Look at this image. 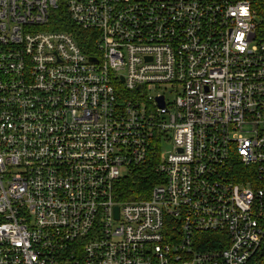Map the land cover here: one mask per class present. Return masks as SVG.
Instances as JSON below:
<instances>
[{
    "label": "built area",
    "instance_id": "1",
    "mask_svg": "<svg viewBox=\"0 0 264 264\" xmlns=\"http://www.w3.org/2000/svg\"><path fill=\"white\" fill-rule=\"evenodd\" d=\"M0 264H264V0H0Z\"/></svg>",
    "mask_w": 264,
    "mask_h": 264
},
{
    "label": "trees",
    "instance_id": "2",
    "mask_svg": "<svg viewBox=\"0 0 264 264\" xmlns=\"http://www.w3.org/2000/svg\"><path fill=\"white\" fill-rule=\"evenodd\" d=\"M56 29L67 30L71 32L74 38L79 42L81 46L86 43L88 32L78 28L72 23L66 12L60 11L56 16ZM154 162H151L145 166H140L138 171L132 176L125 177L121 182L119 196L122 199H136L145 197L148 194L150 186L155 182L156 175L154 173Z\"/></svg>",
    "mask_w": 264,
    "mask_h": 264
},
{
    "label": "rangeland",
    "instance_id": "3",
    "mask_svg": "<svg viewBox=\"0 0 264 264\" xmlns=\"http://www.w3.org/2000/svg\"><path fill=\"white\" fill-rule=\"evenodd\" d=\"M150 94H152V91H149ZM173 95H168V99H172ZM169 136L172 137L173 135V131H170ZM172 148V141L170 140H166L164 139V141H162L161 143V147H160V153L162 155H164L166 152H168L169 150H171ZM126 169L124 167L120 168V174L123 175L125 173Z\"/></svg>",
    "mask_w": 264,
    "mask_h": 264
},
{
    "label": "water",
    "instance_id": "4",
    "mask_svg": "<svg viewBox=\"0 0 264 264\" xmlns=\"http://www.w3.org/2000/svg\"><path fill=\"white\" fill-rule=\"evenodd\" d=\"M91 60H95L93 57H90ZM159 106H163L162 97L157 98ZM115 212L117 213V207L115 208Z\"/></svg>",
    "mask_w": 264,
    "mask_h": 264
}]
</instances>
